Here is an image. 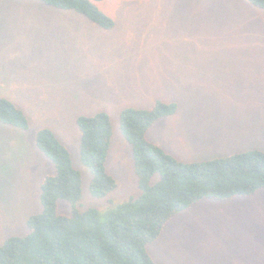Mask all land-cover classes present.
Listing matches in <instances>:
<instances>
[{"label":"rangeland","instance_id":"1","mask_svg":"<svg viewBox=\"0 0 264 264\" xmlns=\"http://www.w3.org/2000/svg\"><path fill=\"white\" fill-rule=\"evenodd\" d=\"M104 28L40 0H0V97L29 128L0 122V244L28 233L42 211L41 184L56 172L37 133L54 131L83 175L79 210L114 208L140 194L132 147L120 127L127 107L158 100L178 110L148 138L182 161L264 151V9L248 0H102ZM98 111L113 128L107 170L117 188L91 194L77 119ZM204 199L169 221L148 250L159 264H264V190ZM65 200L58 211L70 215Z\"/></svg>","mask_w":264,"mask_h":264},{"label":"trees","instance_id":"2","mask_svg":"<svg viewBox=\"0 0 264 264\" xmlns=\"http://www.w3.org/2000/svg\"><path fill=\"white\" fill-rule=\"evenodd\" d=\"M85 15L101 27L114 20L97 5L102 0H40ZM264 9V0H248ZM176 102L158 100L152 108L127 107L120 127L132 147L133 167L140 194L114 208L75 207L82 197L83 175L68 148L53 130L41 129L38 148L54 163L56 172L41 184L43 209L32 215L28 233L0 244V264H159L148 250L165 225L204 199L232 200L264 190V151L258 148L205 160L182 161L148 138L160 119L175 114ZM0 122L29 128V120L11 100L0 97ZM80 157L92 174L90 192L102 198L117 180L107 170L113 128L105 111L81 115ZM68 201L70 215L58 211Z\"/></svg>","mask_w":264,"mask_h":264},{"label":"crops","instance_id":"3","mask_svg":"<svg viewBox=\"0 0 264 264\" xmlns=\"http://www.w3.org/2000/svg\"><path fill=\"white\" fill-rule=\"evenodd\" d=\"M247 197H251L252 198V196H247Z\"/></svg>","mask_w":264,"mask_h":264}]
</instances>
